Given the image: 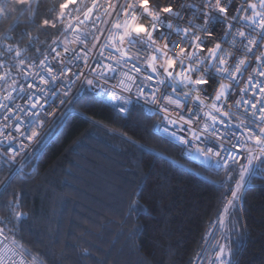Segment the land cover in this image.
Returning a JSON list of instances; mask_svg holds the SVG:
<instances>
[{
	"label": "trees",
	"instance_id": "obj_1",
	"mask_svg": "<svg viewBox=\"0 0 264 264\" xmlns=\"http://www.w3.org/2000/svg\"><path fill=\"white\" fill-rule=\"evenodd\" d=\"M74 2L6 0L5 6L3 0L0 70L46 52L61 35V5ZM158 122L137 105L120 115L83 90L7 189L0 188L4 235L35 264H192L224 206L228 181L223 169L185 158L178 143L157 132ZM258 166L240 206L230 210L224 245L231 264H264ZM14 195L17 210L28 214L20 222L9 207Z\"/></svg>",
	"mask_w": 264,
	"mask_h": 264
},
{
	"label": "snow or ice",
	"instance_id": "obj_2",
	"mask_svg": "<svg viewBox=\"0 0 264 264\" xmlns=\"http://www.w3.org/2000/svg\"><path fill=\"white\" fill-rule=\"evenodd\" d=\"M244 4L247 6L244 7ZM66 7L67 4L61 5V8ZM188 7L195 9L192 15L194 18L198 16L202 19V24H194L193 20L189 19L187 21L188 26L181 28L178 23L166 22V18L159 15L160 11H163L167 16L171 17L173 21L183 18L180 17L179 11L174 10L173 5L169 4L160 8L158 4L154 3V0H139V9H142V12H138L135 3H128L126 8L118 4L116 6L118 15L122 14L125 19L124 21L117 19L113 25L119 31L110 32L109 36L112 42V51L110 53L112 63L103 64V68L107 72L114 73L117 71L116 66L123 67L125 64L133 61L134 57L128 54L127 48L122 47V44H126L129 48H137L138 50L139 46L143 45L150 54L146 59L135 58V63L132 64V68L136 74L143 76L144 81H149L150 85L137 84L136 77L129 73H124L125 79L121 80L117 86H113L114 88L119 87L121 92L131 93L132 85H135L137 89L136 95L138 97H145V102L149 99L153 104H157L158 101H163V104L160 105V112L165 114L164 121L170 125H175L177 121L169 118V109L166 105H173L177 109L192 113L191 108L181 104V99H191L194 103H198L202 110L205 108L209 109L204 112V116L211 123H204L202 127L196 129L192 126L193 119H185L183 115H179V120L189 125L187 134L183 138L176 136L175 132L168 134L176 137L180 143L185 145H188L191 140V148H194L198 155L204 157L206 163L215 159V168H223L226 182L235 179L232 165L240 166L239 179H236L235 187L230 190L231 199L224 206V212L226 213L240 199L245 177L253 170V166L259 164L262 166L260 170L264 171V80L257 81L254 80L253 75H249L244 87L239 90V98L231 101V103H234L236 109L243 108L245 117L252 118L251 120H247L237 116L239 122L235 124L232 121L234 113L224 108L225 103L229 101L228 94L231 84L223 82L224 80L235 81L237 74H241L242 70L245 69L246 65L253 58L257 69L254 72V76L264 78V70H259L264 69V0H258V4L249 2V0H241L239 6H233V0H203V3L199 7L193 4H189ZM94 9L95 5L87 9L85 19L89 18V15L93 13ZM3 11L4 7H0V12ZM138 17L148 18L151 27L136 24L135 22ZM79 23H83V21H79ZM43 24L46 26L49 24V21L45 19ZM217 24L222 25L221 30L224 32L225 38L229 36L232 38L231 45L233 48H236L239 43L238 55L224 52L222 43L225 40L219 38L213 30V26ZM158 26L167 31L162 32L160 36L154 35L158 30ZM69 27L71 30L79 32L75 27L71 25ZM173 33L179 37L178 43L172 40ZM195 33H204L210 38L216 37L214 46L209 47L210 41H205L200 35H196ZM237 38H239V41ZM76 39H80L79 35H77ZM159 40L164 41L162 47L157 46ZM56 43L57 41H53V44ZM174 48L179 49L176 55L172 54ZM196 48H199L200 52L205 54L200 55L195 51ZM51 50L57 52L55 47ZM9 51H12L11 46H9ZM64 51L67 53L68 49L65 48ZM16 55L19 57L20 52L17 51ZM57 55H59L58 52ZM101 55L103 56V49L101 50ZM229 57L232 58L233 63H229ZM74 58L77 60L80 59V54H74ZM161 59L166 61V66L163 67L162 71L158 65V61ZM84 60L85 64H87V53H84ZM46 61L47 57L40 62L39 66L47 70L51 79L45 80L40 73L35 74L39 77V84L45 87H36L32 83L27 84L28 89H35V91L41 92L44 95H48L45 88L50 83H56L59 77L68 76L69 80H71L69 74L76 75L72 73L70 68H62L59 76H57L53 73V69L47 65ZM21 64H23V61H21ZM141 64H145L151 74L142 72ZM213 69L220 77L221 82L218 85L215 77L212 75ZM91 71L95 73L96 70L93 68ZM24 75L28 76L29 73L25 71ZM83 75L84 73L80 72L79 75H76V79H80V76ZM3 79L4 77L0 76V80ZM94 79H103L105 83L108 81V77L104 71H101ZM94 79L86 78L85 82L90 87H96ZM166 80L171 82L173 93H177L178 89H182L178 98L174 99L172 96L163 92H161L160 96L156 95L160 89L155 87V85L164 84ZM125 81H129L130 83H126ZM72 82L74 83V81ZM16 85L17 82L13 81L12 85H9V88L14 91ZM149 86H152V92L146 96L145 88ZM103 90L101 89V91ZM20 91H24L23 86H20ZM68 91L65 90L63 95L67 96ZM210 92H214V96H211ZM201 93L204 94V99L201 98ZM245 93H250L255 99L249 100L244 98ZM51 94L56 95V92L52 91ZM109 95L113 101H120L121 106L117 110L121 113L125 112L126 108L124 106L129 103L128 99L117 95L116 91H110ZM205 99H210L211 103L206 104ZM10 100H12V91H8L4 95L3 101H0V109H4L6 113L4 116L5 121L11 118L15 110H19L20 112H26L29 117H36L37 119L34 123L43 125L44 121L39 119V111H27L26 108L20 105H16V109L14 110L5 103V101ZM26 102L31 109H43L44 107L40 102V98L34 97L32 94L26 97ZM213 113L218 115H214ZM51 114L48 113V115ZM16 119L19 123L14 126L15 132L20 136H24L20 127V124H23V120L19 116ZM218 124H223L225 129L233 127L238 129L239 135L236 132H232L230 138L225 139V134L216 128ZM251 125H254V127ZM164 131L167 132V128ZM37 135L38 133L35 127H33L31 135L24 136V139L31 141ZM202 136L205 139H207V136H214L217 141H221L218 150H214L210 146L202 147L198 145L196 141H200ZM231 137H234V141ZM5 139L9 138L6 136ZM225 143L231 144V149H235V154L229 148L224 147ZM246 145L247 147H245ZM22 150L23 148H21ZM242 152H246L243 159H246L247 163H242L240 159H237V156ZM5 155L9 160L15 161L18 153L12 150H6ZM229 161H231V164ZM11 181L12 177L9 176L5 181L0 182V187L6 190L11 184ZM133 204H135V201ZM9 207L14 213L13 219L17 222H20L28 215L26 212L17 210L21 207L19 195L13 196L12 200L9 201ZM219 224L223 227L224 214H220ZM2 225L3 222L0 221V237H4L7 240V237L4 235V226ZM11 245L10 247L5 244L4 248L0 249V264H8L9 259H11L12 264H26L24 252H17L16 250V241L13 240ZM218 248L219 251L216 254V260L219 261V264H228L224 257L229 254V250L223 244H219ZM17 255L20 256L19 260L15 259Z\"/></svg>",
	"mask_w": 264,
	"mask_h": 264
},
{
	"label": "built area",
	"instance_id": "obj_3",
	"mask_svg": "<svg viewBox=\"0 0 264 264\" xmlns=\"http://www.w3.org/2000/svg\"><path fill=\"white\" fill-rule=\"evenodd\" d=\"M249 2L257 3L258 0H249ZM128 3H135L138 12H142V9H139V0H76L73 5H67L66 8H61L58 12V18L62 23V31L61 35L56 40V44H52L49 49L36 58H32L30 60H23V64L21 61L14 62L12 67L3 66L1 68L0 76L4 77L3 80H0V101H3L4 95L7 94L8 91H12V100L5 101L9 107L12 109H16V105H20L23 108H26L27 111H39L40 116L39 119L44 121L43 125L34 123L36 121V117H29L26 112H20L19 110H15L12 114L11 118L7 121L4 120L5 110L0 109V174L3 172L6 173V177L3 181H5L9 176H12L17 172L25 162V160L33 153L35 148L38 146L40 141L44 138L46 133L51 129L56 119L60 116L62 111L66 108V106L71 102L73 98L78 96L83 90L90 92L95 95L101 102L102 105L110 108L114 112L126 116L129 114L131 109L134 106H139L143 110L151 112L159 117V122L157 126V132L161 135L167 137L168 139L178 143L182 147L183 155L191 160H197L199 158H203L198 155L194 148H191V140L188 145L180 143V141L174 137L169 135L170 132H175L178 137H185L187 134V130L189 125L184 124L179 120V115H183L185 119H193V127L199 129L203 126L204 123H211L204 116V112L209 109H201V106L198 103H194L191 99H181V104L187 105V107L192 109V113L188 111H182L181 109L175 108L173 105H166L169 109V118L177 121L175 125H170L164 121L165 114L160 112V105L163 104V101H158L157 104H153L149 99L145 102V97H138L136 95V86L132 85L131 93L121 92L119 87L117 86L121 80H124V73H129L130 75L136 77V83L141 85H150L149 81H144L142 75H138L134 72L132 68V64L135 63V58L146 59L150 54L145 46H139V50L137 48H129L126 44H122V47L127 48L128 54L134 57L133 61L125 64L123 67L116 66L117 71L107 72L106 69L103 68V64L112 63V59L110 58L111 49V41L109 39L110 32L119 31L115 29L113 25L117 21V19L124 21L125 17L120 14L118 15V9L116 6L119 4L120 6L126 8ZM154 3L158 4L160 8L166 5H173L175 11H179L180 17L183 19L173 21L171 17L167 16L163 11L159 12L161 17L166 18V22H175L178 23L181 28L187 27V21L189 19L193 20V23H203V20L198 16L196 18L193 17L192 13L195 11L194 8L190 9L188 7L189 4L196 5L199 7L203 0H154ZM241 4V0H233V6H239ZM95 5V9L93 13L89 15L88 19H85V12L90 7ZM111 5V7H110ZM183 5V7H181ZM244 7L247 5L244 4ZM79 21H83V23H79ZM136 24L143 25L144 27H151L150 20L148 18H139L135 22ZM243 23V22H242ZM69 25L75 27L79 30V32L71 30ZM222 25L217 24L213 26V30L216 35L224 39L225 42L222 43V49L224 52L239 54V43L236 48H233L231 45V37H224V32L221 30ZM167 31L164 28H159L154 35L160 36L162 32ZM196 35H200L202 39L205 41H210L209 47L214 46L216 42V37H209L204 33H195ZM79 35L80 39L77 40L76 37ZM239 41V38H237ZM172 40L174 42H179V37L173 33ZM164 41L159 40L157 46H163ZM107 45V47H105ZM55 47L57 52H53L51 49ZM67 48L68 52L65 53L64 49ZM103 49V56L101 55V50ZM195 51L200 55H204L205 53H201L199 48H196ZM179 52L178 48H174L172 50V54L176 55ZM80 54V59H75L74 54ZM84 53H87V64H85ZM47 57V65L53 69V73L59 76V72L62 68L72 70V73L79 75L80 72H83L84 75L80 76V79H76V75H71V80H69L68 76H61L57 80L56 83H50L45 91L48 92V95H44L41 92L35 91V89H28L27 84L32 83L36 87H45L44 85L39 84V77L36 76V73H40L41 76L44 77L45 80H50L46 69H42L39 65L42 60ZM229 63H233L231 57H229ZM158 65L160 70H163V67L166 66V61L161 59L158 61ZM142 72L147 74H151L147 69L145 64H141ZM95 68V73L91 70ZM256 65L254 58L249 61V64L246 65L245 69L242 70L241 74H237V79L235 81L224 80L225 83H230L231 88L229 90V101L225 103V110H229L234 115L232 116L233 124L238 123L237 116L241 119L251 120V117H245L243 108L236 109L234 103L231 101L239 98V90L244 87L248 76L253 75L254 80L262 81L264 78L254 76V72L256 71ZM264 70V69H259ZM27 71L29 73L28 76L24 75V72ZM101 71H104L108 77L107 83L103 79H94ZM199 75V74H196ZM212 75L215 77L217 85L220 81L219 75L215 73V70H212ZM113 77H115L113 79ZM94 79V83L96 87H90L85 82V79ZM13 81L17 82L15 90L13 91L9 88V85H12ZM74 81V83L72 82ZM126 83H130L129 81H125ZM20 86H23L24 91H20ZM155 87L159 88L160 91L156 93L157 96H160L161 92L166 93L172 96L174 99L179 97L182 89H178L177 93L172 92V84L169 81H165L164 84L155 85ZM101 89H104L101 91ZM65 90L68 91V95L64 96L63 92ZM52 91L56 92V95H52ZM110 91H116L117 95L121 96L124 99H128L129 103L124 106L126 111L121 113L117 110L119 106H121L120 101H113L109 95ZM152 92V86L145 88L146 96L150 95ZM32 94L34 97H39L41 104H43V109H31L27 102L26 97ZM211 96H214V92H210ZM201 98L204 99V94L201 93ZM244 98L249 100H254L255 98L250 95V93H245ZM63 101V103H61ZM206 104H210V99H205ZM251 111V109H249ZM48 113H52L48 115ZM214 115H218L213 113ZM19 116L21 120H23V124H20L22 132L24 136L31 135V130L35 127L38 135L34 137L31 141L24 139V136H20L15 132V125L19 123L16 117ZM222 119V118H221ZM254 127V125H251ZM167 128V132L164 129ZM222 133L225 134V139L230 138V134L232 132H236L239 135V130L236 128L225 129L223 124L216 125ZM258 130V129H257ZM9 139H5V137ZM13 137H15L13 139ZM190 139V137H189ZM234 141V137H231ZM10 140V142H9ZM196 143L202 147L210 146L213 147L214 150H218L221 141H217L214 136H207L205 139L204 136L201 137L200 141H196ZM239 143V142H237ZM225 148H229L234 154L235 149H231L230 143L224 144ZM247 147V145L245 146ZM21 148L23 150L21 151ZM6 150H12L18 153L15 158V161H11L5 155ZM226 155V154H225ZM246 155V152L240 153L237 156V159H240L242 163H247L246 159L243 157ZM205 161V159H204ZM231 164V161H229ZM206 166H211L215 168V159L208 161L205 163ZM217 169V168H215ZM223 169V168H220ZM233 175L235 179L228 181V185L224 190V206L227 204L228 200L231 199V189L235 187L236 179H239V165H232ZM259 169L258 164L253 166V170L245 177L244 186L241 189L242 191L247 184L250 177ZM2 181V182H3ZM1 188V187H0ZM241 196L238 201L235 202V206H240ZM224 206L220 213L213 219L204 232L203 238L200 242V249L197 252L195 259L192 264H215L219 262L216 260V254L219 251L218 245H224V239L227 235V223L230 216V210L232 207L228 209V211L224 212ZM234 206V207H235ZM220 214H224V225L223 227L219 224V216ZM5 244L10 247L11 242L7 238L0 237V249H3ZM17 252L19 250L16 248ZM10 255V254H9ZM16 260L20 259V256L17 255L15 257ZM24 259L26 264H32L25 256ZM231 261L229 264H231ZM8 264H12L11 259L8 260Z\"/></svg>",
	"mask_w": 264,
	"mask_h": 264
},
{
	"label": "rangeland",
	"instance_id": "obj_4",
	"mask_svg": "<svg viewBox=\"0 0 264 264\" xmlns=\"http://www.w3.org/2000/svg\"><path fill=\"white\" fill-rule=\"evenodd\" d=\"M2 1L3 0H0V7H1V4H2ZM8 66H10V63H8ZM7 66V67H8ZM10 67H12V65L10 66ZM0 72H1V70H0ZM46 140V137H44L43 138V140H42V142L40 141V143L38 144V146L35 148V150L33 151V153L25 160V162L31 157H33V155L34 154H36L37 152H38V149L40 148V145L44 142ZM185 158H187V157H185ZM187 159H189V158H187ZM189 160H191V159H189ZM199 161H197V160H193V161H196V162H199V163H201V164H204L205 165V161H204V159L203 158H199L198 159ZM24 162V163H25ZM23 163V164H24ZM23 166V165H22ZM21 169V168H20ZM6 177V176H5ZM5 177H4V179H5ZM3 179V180H4ZM2 180V181H3ZM227 248V247H226ZM228 249V248H227ZM229 250V249H228ZM224 259H225V261H227L228 262V264L232 261V255H231V253H230V250H229V254L228 255H226L225 257H224ZM32 264H35L34 262H32L31 260H29ZM219 262V261H218ZM215 264H218V263H215Z\"/></svg>",
	"mask_w": 264,
	"mask_h": 264
},
{
	"label": "clouds",
	"instance_id": "obj_5",
	"mask_svg": "<svg viewBox=\"0 0 264 264\" xmlns=\"http://www.w3.org/2000/svg\"><path fill=\"white\" fill-rule=\"evenodd\" d=\"M14 3L20 4V3H24L25 0H13Z\"/></svg>",
	"mask_w": 264,
	"mask_h": 264
}]
</instances>
